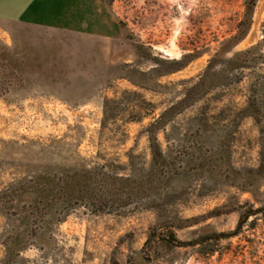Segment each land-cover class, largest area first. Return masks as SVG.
<instances>
[{
  "label": "rangeland",
  "instance_id": "obj_1",
  "mask_svg": "<svg viewBox=\"0 0 264 264\" xmlns=\"http://www.w3.org/2000/svg\"><path fill=\"white\" fill-rule=\"evenodd\" d=\"M95 3L0 0V264H264V0Z\"/></svg>",
  "mask_w": 264,
  "mask_h": 264
},
{
  "label": "crops",
  "instance_id": "obj_2",
  "mask_svg": "<svg viewBox=\"0 0 264 264\" xmlns=\"http://www.w3.org/2000/svg\"><path fill=\"white\" fill-rule=\"evenodd\" d=\"M6 1L10 4L11 15L25 14L27 23L39 26L79 21L83 10H70L69 7H86L96 4L95 0H4V5H6ZM49 7L52 8L51 11ZM59 7L65 8L63 15L60 13Z\"/></svg>",
  "mask_w": 264,
  "mask_h": 264
},
{
  "label": "trees",
  "instance_id": "obj_3",
  "mask_svg": "<svg viewBox=\"0 0 264 264\" xmlns=\"http://www.w3.org/2000/svg\"><path fill=\"white\" fill-rule=\"evenodd\" d=\"M177 70H179V69H177Z\"/></svg>",
  "mask_w": 264,
  "mask_h": 264
}]
</instances>
